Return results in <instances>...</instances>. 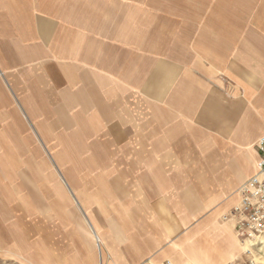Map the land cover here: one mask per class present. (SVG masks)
Masks as SVG:
<instances>
[{
	"label": "crops",
	"instance_id": "1",
	"mask_svg": "<svg viewBox=\"0 0 264 264\" xmlns=\"http://www.w3.org/2000/svg\"><path fill=\"white\" fill-rule=\"evenodd\" d=\"M0 95L23 122L68 114L66 134L110 153L30 214L0 164L1 256L241 261L230 215L264 136V0H0Z\"/></svg>",
	"mask_w": 264,
	"mask_h": 264
},
{
	"label": "rangeland",
	"instance_id": "2",
	"mask_svg": "<svg viewBox=\"0 0 264 264\" xmlns=\"http://www.w3.org/2000/svg\"><path fill=\"white\" fill-rule=\"evenodd\" d=\"M78 114L80 113L76 116ZM46 115H56L58 118L27 119L23 122L17 105L14 107L11 105L8 108L7 104H3V98L0 95V164L4 165L7 174L14 178L15 187L28 193L27 204L24 201L25 206L21 208V212L25 214L32 212L30 208H40L44 212L52 208V194L58 186L56 183L60 182L61 192L64 186L62 178L66 179L69 173H72L73 178L79 175L78 169L73 168V163H83L85 160L99 162L101 159H109L107 156L110 153L100 152L92 146L90 139L98 141L97 137L66 134L80 131L74 127L77 121L70 119L68 114L49 111ZM3 127L11 128L13 134H4ZM56 132L58 134H54ZM95 148H99V145ZM80 170L83 171V169ZM56 201L54 200V204ZM47 219H50V213L45 215L44 220ZM45 224L46 222L43 225ZM40 225L41 223L38 222L33 232L40 228ZM44 232L37 229L36 235L45 236L46 231ZM65 240L61 233L60 246L65 248L72 246L70 243H65ZM241 246L243 248L241 261L233 262L234 264H251V262L264 264V240L254 246L243 244ZM247 249L253 252L252 256H247ZM0 264L34 263L24 261L12 252H6L0 255Z\"/></svg>",
	"mask_w": 264,
	"mask_h": 264
},
{
	"label": "built area",
	"instance_id": "3",
	"mask_svg": "<svg viewBox=\"0 0 264 264\" xmlns=\"http://www.w3.org/2000/svg\"><path fill=\"white\" fill-rule=\"evenodd\" d=\"M259 161L257 173L238 190L240 203L232 210L230 218L243 245L254 246L264 240V136L257 144ZM252 256L251 250L246 251ZM163 264H174L167 261ZM253 264V262H251Z\"/></svg>",
	"mask_w": 264,
	"mask_h": 264
}]
</instances>
